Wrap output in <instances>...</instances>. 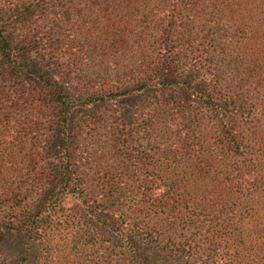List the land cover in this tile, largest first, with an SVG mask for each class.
<instances>
[{
    "label": "trees",
    "instance_id": "obj_1",
    "mask_svg": "<svg viewBox=\"0 0 264 264\" xmlns=\"http://www.w3.org/2000/svg\"><path fill=\"white\" fill-rule=\"evenodd\" d=\"M0 9V136L15 130L19 149L0 140V158L13 166L0 163V177L13 178L0 180V234L6 218L17 231L37 232L68 197L100 222L86 161L106 167L95 179L109 194L120 176L127 180L120 189L130 204L111 212H121L114 232L125 253L134 252L132 238L148 251L132 260L264 264V0H0ZM19 31L73 82L74 95L28 69L12 41ZM15 68L43 84L35 95L5 88ZM147 93L125 117L120 103ZM49 102L61 133L59 171L36 182L38 171L21 165L46 157L39 132ZM89 106L112 109L88 120L103 145L85 158L70 116ZM80 229L74 248L96 253L99 235ZM48 238L40 264H57Z\"/></svg>",
    "mask_w": 264,
    "mask_h": 264
},
{
    "label": "rangeland",
    "instance_id": "obj_2",
    "mask_svg": "<svg viewBox=\"0 0 264 264\" xmlns=\"http://www.w3.org/2000/svg\"><path fill=\"white\" fill-rule=\"evenodd\" d=\"M0 13H2L1 9ZM86 28L87 24L84 26V30H87ZM22 33V31L16 32L12 41L16 50L21 54L24 64L28 66V69L34 74L43 75L56 87L63 89L67 94L74 95L75 85L73 82L65 79L55 66L49 64L48 58L41 55V49L36 43H24L22 41ZM82 39L86 38L82 36ZM3 83L6 89L11 86L18 88L24 87L27 93L31 95H35L37 90L43 86V84L39 82L32 73L28 72L27 69L22 70L19 68H15L10 72ZM151 95V93H147L143 96L133 95L126 98L120 103L122 113L129 119L133 118L139 103L142 100L149 99ZM49 103L50 105L47 103L46 107L49 106L47 108V114L50 115L47 118V123L44 125L45 129L39 132L42 133V142L39 144V148L40 151L46 154V157L45 159H38L37 162L35 160V164L25 161V163L21 165V169L24 171L27 169H34V172L38 171L35 174V178L37 179L36 182H44L47 176L50 177V174L52 176L51 178L54 179L59 171V149L57 145L61 133L59 131V125L56 123L58 118L56 117V110H54L55 106L52 105L51 102ZM111 109L110 106H89L87 108L77 109L71 114L70 127L74 134L80 137L82 143L81 153L86 152L84 154L85 158L89 157L90 154L97 150L99 145H103V132L99 131L98 128L93 132H89L86 128L88 120L95 115L97 116V114L98 116H104ZM4 134H6V136H0V140L2 139V141L5 142L7 151L19 150L14 148L16 145V131L8 130L4 131ZM32 134L33 133L27 136H31ZM28 152H30L29 146L26 150L22 151L24 154ZM2 161H6L4 164L5 169L13 168L10 162H7L5 159L1 160L0 158V163ZM50 166L52 167V173ZM84 171L90 197L93 198L96 203L102 205L103 211L100 208L102 211L101 221L97 222L89 218L83 209L84 207L81 200L75 197H68L61 207L58 206L50 211L46 219V224L39 225L38 233L17 231L14 226L12 228V225H9V218H6L4 221L10 228L0 234V264H40L44 250V240H46L47 236L53 240V244L56 246V250L53 252L52 257L56 256V261L54 263L57 264H140L139 259H132L134 255H137L140 259L145 258L148 251L145 250L144 252V243L137 238H132L134 252L128 255L125 253L126 250L121 243H119V240L115 237L114 232L120 224L121 212H111V210H116L112 208L117 207V209H119L123 207V209L126 210L127 207L125 206L130 204L129 198L125 199L124 196H121L125 193H122L120 189L126 185L127 180L123 176H120L117 181H115L116 184H113L115 188L109 194L108 191L101 189L100 184L102 181L96 180L98 176L106 175V167L104 169L96 168L95 165L92 166V164L85 161ZM0 180L1 183L3 180L12 182L13 178L0 177ZM1 191L2 190H0V192ZM48 192L49 191L46 189L40 197H37L34 209L31 210V215L38 211L39 208H41L40 206L44 204L45 200L48 198ZM3 199V197L0 198L1 201ZM19 202H17L14 207H18L20 205ZM80 227L83 230L86 228L91 234L94 232V234L99 235L98 247L100 248L96 253L86 251L83 247V251L81 248L79 250L74 248L71 241L72 235L80 233V231H78ZM67 254L69 255L66 256ZM151 260L154 259L151 258L150 261Z\"/></svg>",
    "mask_w": 264,
    "mask_h": 264
}]
</instances>
